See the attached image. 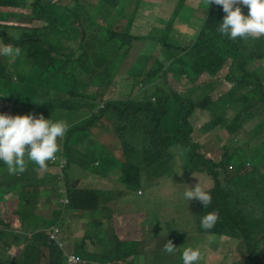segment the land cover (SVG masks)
Wrapping results in <instances>:
<instances>
[{
  "label": "trees",
  "instance_id": "16d2710c",
  "mask_svg": "<svg viewBox=\"0 0 264 264\" xmlns=\"http://www.w3.org/2000/svg\"><path fill=\"white\" fill-rule=\"evenodd\" d=\"M88 1L71 0V5H62L55 0H0V12L3 14L0 19L3 21L0 22V44L12 43L21 50L17 58L0 56V76L6 89L22 93L26 96V102L38 97L36 101L41 108L43 96L44 99L47 96L45 111H62L71 122L65 135L59 138L56 154L62 160L55 163L48 161L43 169L32 167L29 162L20 177L16 178L12 173L8 175L11 177L9 181L6 178L0 180V188L3 189L0 209L8 202L6 194L11 196V193L21 194L23 203L33 206L36 195L45 193L37 191L38 185L57 178L48 187L49 195V188L62 186V192L68 197V203H64L66 209L87 210L91 218L82 228L79 241L62 243V232L58 235V241L48 236L37 239L42 234L38 229L36 239L30 238L24 252L11 254L12 257L6 251L19 244L17 241L26 238V235L19 232L20 238L11 223L4 225L3 229L0 228V264H39L42 247L48 251L43 261L45 264H148L143 252L124 245L119 248L115 241L113 244L117 251L109 247L105 251L87 248V244L91 243L108 246L114 240L115 226L109 221V208L104 200L113 192L112 188L118 186L109 182L97 185L101 180L97 182L92 179L88 182L83 179L96 177L99 173V178L112 181L113 176L107 170L112 165L118 167L115 171L121 173L122 183L138 186L142 175L141 166H144V172L151 179L156 170L174 165L176 154H185V162L189 164L187 168L178 165L176 170L180 171L178 176L186 175L185 180H182V189H188L190 175L192 184H206L201 174H206L212 182V186L203 188L210 191L211 203L203 208L202 203L194 199L197 208L193 211L199 212V219L206 212L216 210L219 219L212 229L206 231L199 227L195 228V233L198 231L209 236L226 234L241 240L248 254L247 259L261 257L264 260V247L260 244L264 242V138L261 141L263 149L247 140L243 147L240 145L228 150L224 146L225 152L216 160L213 153L203 149L196 135L192 136V125L188 121L192 114L189 112L199 108L208 111L212 117L202 123L206 129L220 123L227 134H247L243 124L253 117V108L257 104H264V81L260 78L264 61L257 64L251 61L252 67L245 63L251 57L264 58V37L230 40L226 35H221L217 27L225 13L222 6L211 3L199 36L213 46L219 62L213 70L198 72L193 80L199 77L201 80L222 83L227 87L222 94L213 99L209 92H205L193 101L188 96L175 93L152 101L149 92H146L145 81L149 76L155 77L154 72L149 69L142 73L141 69V76L144 77L137 88L134 83L130 90L137 92L140 87L143 94L135 98L129 92L127 97L107 99L99 107L102 100L99 97L113 82L119 66L124 64L122 60L133 40L140 37L129 32L132 24L129 1L97 0L94 9L87 11L85 6ZM240 7L247 14V6ZM8 26L21 31L17 34L7 33ZM58 30L61 31L57 38L50 39L51 34ZM205 35H209V39L206 40ZM62 37L74 43L64 44L60 40ZM104 46L107 53L102 49ZM144 56L146 59L149 57ZM131 73L135 72H124L123 79L133 78L135 74ZM110 74L113 75L109 77ZM91 85L97 87L98 91L89 90ZM48 88L59 91L46 92ZM8 99L0 94V101L8 103ZM15 104L12 103L11 107ZM172 104L178 120L174 133L169 134L163 119L171 112ZM232 106H236L233 116L225 118L223 111ZM132 136L143 138L139 147H134L130 140ZM170 147L173 149L167 154ZM73 167L77 170L74 175L71 172ZM0 169L7 170L3 164H0ZM61 172L77 179L72 184L68 179L62 182L58 178ZM253 177H259L260 181L246 188L242 182ZM30 187L32 189L27 191ZM3 195L4 203L1 200ZM231 201L234 203L231 204ZM26 219L30 222L26 230L37 226L40 228V216L31 213ZM0 224H3L1 219ZM3 232L9 234L4 237ZM30 250L34 251L33 254ZM70 255L74 256L73 261ZM153 259L150 264L163 261L157 252L153 254ZM252 264L258 262L255 260Z\"/></svg>",
  "mask_w": 264,
  "mask_h": 264
},
{
  "label": "rangeland",
  "instance_id": "374dc122",
  "mask_svg": "<svg viewBox=\"0 0 264 264\" xmlns=\"http://www.w3.org/2000/svg\"><path fill=\"white\" fill-rule=\"evenodd\" d=\"M55 2L62 5H71L72 3L71 0H55ZM135 3L138 6V12L136 14L141 15L144 13V17H153L155 21H157L156 28H151L149 30V37L145 38L144 41L133 40L126 57L122 60V63L124 64L119 66V70L115 75L113 82L111 85L107 86V89L104 92L105 95L101 96L102 100L99 102L100 105L98 104L99 107H101L104 100L125 98L129 95V92L132 93L133 97L136 96L135 98H138L140 94H143L140 92V87L137 92L130 90V88L133 89L134 83L136 84L135 88H137L141 78L144 77L141 76V69L142 73L149 69L154 72L155 77L149 76L145 81V89L147 90L146 92H149V99L153 97L157 101L166 96H172L175 93L186 95L195 101L198 100L201 95L205 94V92H209L211 98L215 99L227 89L222 83L217 84V82L214 83L213 81H207L203 87L204 91H198L194 88L187 90L193 86V82L191 81H193L195 76L194 71L213 70L214 66H217L216 64L219 62V59L215 55L216 52L213 50V46L207 41L202 40L200 36V39L198 40L199 42L192 41L188 42L185 46H181L183 42H181L179 36L171 32L169 27L167 29L161 27L160 21L163 20V17L155 15L152 10H148L147 13L144 11L145 7L152 6L153 3L143 2L142 0ZM95 5L96 0H89L85 8L87 11H92ZM171 5L170 1L167 0V8H170ZM202 8L205 14L208 7L206 8V6L202 5ZM198 10L199 8L194 12ZM194 12H186L184 16L191 18L194 15ZM2 17L3 14L0 12V19ZM131 17L133 20L135 14H132ZM204 20L205 19H202L200 22L201 30L203 29ZM36 21L37 20L34 22ZM0 22L3 21L0 20ZM195 27V30L193 29L192 38L197 34L196 30L199 29L198 25H195ZM20 31L21 30H16L15 28H10V26L7 27V33L10 34H17ZM60 31L61 30H58L57 32L52 33L50 39L55 40ZM209 37V35H205L206 40L209 39ZM60 40L64 44L74 43V41L67 37H62ZM116 40L119 42L118 37H116ZM244 40L248 39L245 38ZM102 49L107 53V48L105 46L102 47ZM63 50L65 51V48ZM144 55L149 57L146 59ZM251 61H255V64H257L263 62L264 58L258 59L256 57H251L246 59V66L252 67L250 64ZM131 71L135 72L131 73L135 74L133 78L129 77L127 80L123 79L124 72L127 74ZM111 75L113 74H110L109 77ZM116 78H118V80ZM260 78L264 81V72L260 74ZM89 90L96 92L98 91V88L91 85ZM58 91L59 89L53 90L52 88L46 90V92L54 93H58ZM0 94L1 96L10 98V100L8 99V103L0 101V112L8 114H25L31 112L34 115H43L45 118H50L54 121L63 119L68 125L71 124L69 118L66 117L62 111H45V103L48 100L47 96H45V99L43 96V108H41L40 104L36 101L38 100V97H32L29 102H26V96L22 93L10 92L6 89L2 76H0ZM12 103L17 104H15L14 107H11ZM49 105L52 106L53 104L49 103ZM171 108V112L163 119V124L169 134L174 133L175 123L178 120V116H175V106L173 104L171 105ZM235 110L236 106L228 107L223 111V116L225 118H231ZM189 113H192L188 117V121L192 125V136L196 135L199 142H202L203 149L213 153L216 160H219V157L225 152L224 146H227L228 150L240 145L243 147L247 140H251L252 143L257 144L260 149H263L261 146V141L264 138L263 103H259L253 108V117L243 124L244 131H246L247 134L243 132L227 134V132L221 128L220 123H216L214 126L206 129L202 123L207 122L212 118L208 111L194 108L193 111ZM79 116L80 115H78V119ZM93 126L95 127L96 125ZM142 139L141 136H132L130 140L133 142L134 147H139L142 143ZM172 149L173 147H170L167 150V154L170 153ZM57 158L62 157L55 154L52 162H57ZM175 161L176 163L172 166H163L156 170L151 179H149L147 173L144 172V166H141L142 175L139 179L138 186H126L122 183L121 173L115 171L118 167L114 168L112 165H109L107 168L108 173L113 176L114 180L112 181H107L105 178H99V173L98 175H95L96 177L90 176L83 179L88 182L92 179L97 180V182L101 180L97 185L109 182V184H115L118 186L112 188L113 192L108 194V198L106 199L107 202H111V205H107L109 208L107 215L111 225L113 226L116 222L120 223H118V231L119 233H122V236L118 235L117 232L113 234V239L115 243L117 242V246H120L119 248L124 246H126V248L133 247L135 251L143 252L146 255L148 264L154 261L153 254L156 252L160 259H163L162 262L158 261V264H181L179 259L180 252L184 247L189 245H200L206 249V254L199 264H252L255 260L258 264H264V260L261 257H258L257 259L253 257L247 259L248 254L241 240L222 234L220 236H214V239L210 242L207 233H200L198 231L195 233V228L197 229L200 227L198 224L199 212L194 213L193 211L197 208L194 199L187 203L183 198V193L186 190L182 189V180H185L186 175L178 176L176 173V170H178L180 165L187 168L189 164L185 162V154L180 156L176 154ZM247 165L249 164L247 163ZM262 165V170L264 172V163H262ZM31 166L36 167V165L32 163ZM73 168L74 169H72L71 172L74 175L77 170L75 167ZM249 169L250 167L248 170ZM53 171L54 170L49 171V173H52ZM228 172H231V169H228ZM243 172L244 171H242L241 174ZM9 174L10 173H8L7 170L0 169V180L6 178L9 181V179H11V177L8 176ZM14 176L17 178L20 177L21 174L14 173ZM191 176L192 175H190L188 180L189 188L195 185L192 184ZM201 176L206 181V184L204 182L199 183L202 189H207L208 186H212V182L206 174H201ZM58 178H60L62 182L68 179L70 184L74 183L77 179V177L71 178L68 173L65 174L64 172H61L58 175ZM56 180L57 178L54 180L48 179L47 184L40 183L38 185L37 191H45V193L36 195L33 201V206L31 205L33 212L32 209H29L30 205H25L23 203L21 194L17 195L11 193V196L6 194L8 200L7 203H4V195L1 197L4 204L0 209V219L3 222L2 225L0 224V228L3 229L4 225L11 223L13 226L12 228L17 232L18 237L21 236L20 233L26 235V238L20 237L21 239L17 241L19 244L13 245L9 251H6L10 256L11 254L17 255L24 252L30 238H35L38 235V229H40L42 234H40L37 239H43L47 235V231L51 226L54 227V231L60 227L62 238L64 239V241L60 240L62 243L79 241L82 235V228L85 224L87 225V223L91 221L89 211H70L67 210L66 207L63 208L65 206L64 203H68V197L62 192L64 191L62 186L56 189L55 187L49 188L51 191V194L49 195L50 192H47L48 187ZM259 181V177H253L251 180L244 179L242 184L248 188L250 185H255ZM27 189V191H30L32 188L30 187ZM1 190L3 189L0 188V194L2 193ZM98 195L101 197L103 196L101 193H98ZM48 197L49 203H47ZM262 199H264V196ZM233 203L234 202L231 201V204ZM23 205H25V207ZM31 213H35L41 217L40 228L37 226L34 229L26 230L27 226L30 225V222L28 221L29 219H26V217H30ZM16 217L19 218V221ZM22 217L24 218L22 219ZM7 234L9 233H2L4 237ZM166 240H171L173 245L177 246L173 253H165L162 251V245ZM260 244L261 247H264V242H261ZM0 245H2L1 241ZM107 247L117 251L116 246L113 244V240L108 246H96L94 243L87 244L88 249H96L97 251H105ZM2 252H4L3 248ZM33 252V250H30V253L33 254ZM47 255L48 251L46 247H42L39 264H45L43 261ZM98 264H105V262H98Z\"/></svg>",
  "mask_w": 264,
  "mask_h": 264
},
{
  "label": "clouds",
  "instance_id": "9594fccd",
  "mask_svg": "<svg viewBox=\"0 0 264 264\" xmlns=\"http://www.w3.org/2000/svg\"><path fill=\"white\" fill-rule=\"evenodd\" d=\"M210 3L222 6L225 13L217 27V31L221 35H226L230 40H236L238 37L241 39L264 37V0H206V8ZM241 5L247 6V14L241 11ZM20 51V48L12 43L0 44V56L14 58L20 55ZM194 73L196 75L198 72L194 71ZM191 82H193V86L187 90L194 88L204 91L203 87L207 81L198 77L196 81ZM104 95L105 93L102 94V96ZM151 100L155 99L152 97ZM67 129L68 124L63 119L54 121L31 112L25 114L0 112V164L6 166L10 174H21L29 162L41 169L45 168L48 161L52 163V159L59 150L58 139L65 135ZM60 160L62 159L57 158V162ZM183 198L187 203L192 199H197L202 203L203 208L207 207L212 199L210 191L202 189L199 182L191 188L188 187L183 193ZM218 219L219 213L216 210H211L199 217L198 224L201 229L207 231L215 226ZM17 220L19 221L18 217ZM118 223L113 224L115 233L122 236V233L118 231L120 224ZM53 230L54 227L51 226L46 236L53 238L50 236ZM60 232L62 231L59 227L56 232L57 241ZM208 239L211 242L214 236L210 235ZM176 247L171 240H166L162 245V251L173 253ZM205 254L206 249L202 246L189 245L181 250L179 259L181 264H199Z\"/></svg>",
  "mask_w": 264,
  "mask_h": 264
},
{
  "label": "crops",
  "instance_id": "0c3cea01",
  "mask_svg": "<svg viewBox=\"0 0 264 264\" xmlns=\"http://www.w3.org/2000/svg\"><path fill=\"white\" fill-rule=\"evenodd\" d=\"M97 1V0H96ZM129 1V11L132 14H135V17L132 20L130 33L136 34L140 39H134L136 41H144L145 38L149 37V30L151 28H156L157 21L153 17H144V13L139 15L138 6L135 2L140 0H124ZM143 2L153 3L152 6H147L144 8V11L152 10L155 15L163 17L161 22V27L173 32L175 35L181 38V46L187 45L188 42L197 41L200 39L199 35L201 30V21L205 19L206 13L203 12V6L206 5V0H169L172 4L170 8H167V0H142ZM211 3L209 4L207 11ZM152 7V8H151ZM198 11L194 12L195 10ZM186 12H194V15L191 18L184 16ZM195 25L199 26V29L196 30L197 34L192 38L193 29L195 30ZM198 36V37H197ZM264 72V71H263ZM262 72V73H263ZM9 196V195H8ZM34 201V199H33ZM46 201V200H45ZM106 205H111V202L104 200ZM53 205V204H52ZM29 209H32L31 205Z\"/></svg>",
  "mask_w": 264,
  "mask_h": 264
},
{
  "label": "built area",
  "instance_id": "2783aa9c",
  "mask_svg": "<svg viewBox=\"0 0 264 264\" xmlns=\"http://www.w3.org/2000/svg\"><path fill=\"white\" fill-rule=\"evenodd\" d=\"M57 231H58V228H57L56 231L53 230V231L50 233V236L53 237V238H56V232H57ZM69 257H70V260L73 261L74 256H73V255H70Z\"/></svg>",
  "mask_w": 264,
  "mask_h": 264
}]
</instances>
